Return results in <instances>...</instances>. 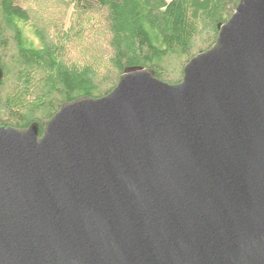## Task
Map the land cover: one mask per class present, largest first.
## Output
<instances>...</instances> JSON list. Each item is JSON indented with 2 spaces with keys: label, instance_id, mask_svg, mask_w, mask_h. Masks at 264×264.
I'll return each mask as SVG.
<instances>
[{
  "label": "water",
  "instance_id": "1",
  "mask_svg": "<svg viewBox=\"0 0 264 264\" xmlns=\"http://www.w3.org/2000/svg\"><path fill=\"white\" fill-rule=\"evenodd\" d=\"M0 264H264V0L177 83L129 70L0 126Z\"/></svg>",
  "mask_w": 264,
  "mask_h": 264
},
{
  "label": "trees",
  "instance_id": "2",
  "mask_svg": "<svg viewBox=\"0 0 264 264\" xmlns=\"http://www.w3.org/2000/svg\"><path fill=\"white\" fill-rule=\"evenodd\" d=\"M23 1V0H22ZM74 8L70 26L48 35L21 0H0V126L39 132L58 108L81 97L107 94L119 75L154 70L168 83L215 41L239 0H49ZM65 4V5H63ZM63 10V9H62ZM92 26L103 34L105 60L74 58V29ZM77 26V27H76ZM83 33H93L85 30ZM105 36V37H104Z\"/></svg>",
  "mask_w": 264,
  "mask_h": 264
},
{
  "label": "rangeland",
  "instance_id": "3",
  "mask_svg": "<svg viewBox=\"0 0 264 264\" xmlns=\"http://www.w3.org/2000/svg\"><path fill=\"white\" fill-rule=\"evenodd\" d=\"M21 2L26 4L33 18L48 35H54V32L59 31L62 26L67 28L71 23L74 25L72 22L74 8L70 7V5L62 7L61 4H54L49 0H21ZM84 28L85 30H93V33L88 34L89 37H86L87 33L81 34L78 31L84 32ZM74 33L78 35V38L71 35V39L68 41L70 53L74 58L89 61L105 60V42L100 30H97L96 27L87 25L82 27L80 25L78 29H74Z\"/></svg>",
  "mask_w": 264,
  "mask_h": 264
}]
</instances>
